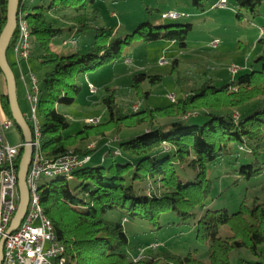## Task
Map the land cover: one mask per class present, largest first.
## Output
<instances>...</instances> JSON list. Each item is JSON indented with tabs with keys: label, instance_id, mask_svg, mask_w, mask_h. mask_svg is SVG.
<instances>
[{
	"label": "trees",
	"instance_id": "trees-1",
	"mask_svg": "<svg viewBox=\"0 0 264 264\" xmlns=\"http://www.w3.org/2000/svg\"><path fill=\"white\" fill-rule=\"evenodd\" d=\"M96 1L51 0L48 6L31 7L26 14L33 46L36 44L40 49V65L53 68L44 77L39 104L42 145L47 158L56 160L71 152L92 156V152L108 141L110 133L149 127L118 145L123 163L113 161L107 168L86 165L74 171L71 180L57 177L41 186V203L58 240L65 246L67 264H231L235 250L247 248L258 254L264 244V200L255 198L251 204L245 199L236 213L208 210L198 217L196 239L208 247V262L192 254L181 256L167 251L138 259L129 257V238L123 223L110 221L107 215L116 213L126 220H146L159 228L162 216L167 214H175L183 221L195 220L197 209L206 207L213 189L208 166L232 156L233 144H239L254 158L252 163L241 166V178L251 181L262 174L259 156L264 141V108L251 114L244 112V116L237 112L239 119L233 111H240L255 101L257 105L264 103L261 100L264 98V69L247 72L232 85L216 87L208 81L176 102L170 101L164 108L146 106L135 111L120 104L116 93L111 94L103 101L110 113L107 123L87 126L75 135L66 136L69 123L57 106H70L75 102L81 90L79 77L119 59L124 48L135 39L146 43L176 42L185 48L192 30L191 24L155 26L146 21L132 35L115 38L113 28L96 26L98 11H94L95 20L89 17V9ZM208 1L191 0L199 12L207 10ZM262 2L236 0L238 18L243 17L242 11L257 15ZM22 3L23 0L20 8L25 11L28 2ZM7 10L8 0H4L0 6V35L7 24ZM68 11L74 12L72 30L95 32L88 54L63 55L53 50L52 42L62 30L49 22L47 15L64 17ZM260 42L264 43V38ZM12 46L11 42L9 50ZM10 65L14 69V64ZM178 66L175 60L174 70ZM162 80L161 76L137 73L133 76L132 89L148 100L151 93L144 91V85L156 86ZM183 81L188 82L179 79L178 83L183 85ZM2 106L12 120L7 94L2 96ZM160 120L169 121L156 124ZM94 139L96 146L89 149ZM22 152L23 148L18 166ZM177 168L191 169L196 174L195 180L184 181ZM143 183L146 188L140 187Z\"/></svg>",
	"mask_w": 264,
	"mask_h": 264
},
{
	"label": "rangeland",
	"instance_id": "rangeland-1",
	"mask_svg": "<svg viewBox=\"0 0 264 264\" xmlns=\"http://www.w3.org/2000/svg\"><path fill=\"white\" fill-rule=\"evenodd\" d=\"M220 1L209 0L206 4L207 10L199 12L193 7L191 0H97L89 9V17L95 20L94 11H98L96 26L113 28L115 38L132 35L134 30L146 21H150L155 26L191 24L192 30L185 48L176 42L163 40L146 43L135 39L124 48L119 59L79 77L81 90L75 102L70 106H57V110L66 116L69 123L65 135L72 136L81 132L90 126L89 119H100L101 124L107 123L110 113L103 101L114 93L120 104L130 106L133 110L136 107L143 109L146 106L164 108L171 103L170 95H174L179 100L208 81H212L216 87H222L237 83L239 77L247 72L263 70L264 43L260 40L264 38V0L257 15L242 11L241 19L237 16L239 10L236 7V0H226L225 9L215 7ZM48 4L50 0L46 2L38 0L34 6L29 1L24 13L28 14L33 7L48 6ZM167 12H177L189 17L176 20L163 19L162 14ZM73 15L72 11L66 12L64 17L47 15L48 21L62 30L53 40L52 47L55 52L63 55L88 54L91 51L95 32L89 30L85 33H77L72 30ZM72 40H76L78 44H70ZM213 41H219L218 48L211 47ZM39 55L40 49L35 44L31 67H26L24 63L23 72L27 76V81L29 74H34L39 89L44 92V77L53 68L42 67L38 60ZM8 60L14 64L19 103L24 113L29 115L30 105L26 101L27 98H24L25 90L20 80L19 69L15 66L12 49L8 52ZM162 60H165L166 64L161 65ZM175 60L179 62L177 70L173 68ZM232 66L239 68L238 73L233 74L230 71ZM137 73L161 76L163 79L162 83L156 86L144 85V91L151 93L148 100L132 89L133 76ZM179 79L188 82L183 81L184 84L180 85ZM91 85L97 90L94 94L91 93ZM257 104V101L252 102L233 113L238 115L237 112H240L241 116H244V112L251 114L264 108V103ZM254 105L257 106L254 108ZM168 121L160 120L156 124L163 125ZM148 129V126H141L135 129H123L120 134L110 133L108 141L92 152V161L88 166L107 168L113 161L123 163V159L115 154L118 145L123 140ZM112 139H116L117 142H110ZM93 141L96 143V139ZM95 143L92 142L91 146ZM232 147L234 151L232 156L219 159L208 166V179L212 182L213 189L206 207L197 209L195 220L183 221L175 214H167L162 216L161 228H159L146 220L128 219L124 223V217L120 214L107 215L108 220L123 223L129 238L127 253L131 259L167 251L181 256L192 254L197 259L208 262V247L196 239L198 217L203 216L208 210H227L231 214L236 213L245 199L250 204L255 198L264 200V171L251 181L243 180L239 170L241 166L252 163L254 158L247 150L241 151L239 144H233ZM259 161L264 170V141L260 149ZM177 172L184 181L195 180L196 174L189 168H177ZM140 187L146 188V184L143 183ZM155 245L158 247L152 250L151 247ZM231 264H264V244L259 248L258 254L247 248L233 251Z\"/></svg>",
	"mask_w": 264,
	"mask_h": 264
},
{
	"label": "built area",
	"instance_id": "built-area-1",
	"mask_svg": "<svg viewBox=\"0 0 264 264\" xmlns=\"http://www.w3.org/2000/svg\"><path fill=\"white\" fill-rule=\"evenodd\" d=\"M4 0H0V6ZM31 0H23V5ZM226 0H221L215 7L225 9ZM188 15H180L177 12H167L162 14L163 19L176 20ZM12 50L15 55V66L19 69L20 80L26 93L27 101L30 105V114L26 115L33 134V156L27 177V184L30 191V202L27 214L18 230L7 237L4 246V259L2 264H67L65 246L58 240L51 220L46 216L40 197V188L47 181L57 177H66L71 180L74 171L81 169L92 161L91 155L79 156L69 153L59 159L47 158L42 145V120L39 115V104L42 92L38 87V80L34 74L27 76L23 72V64L26 63L33 54V37L24 10L20 8L17 21V29L12 39ZM77 45L76 40L70 42ZM219 41H213L211 47L216 49ZM166 64L165 60L160 62ZM230 71L238 73L239 68L232 66ZM91 93L97 92L96 88L90 86ZM171 102H176V97L170 95ZM140 107H136L135 111ZM239 119V115H235ZM90 126L101 124L100 119H89ZM15 127L13 120L7 118L0 120V240L5 236L15 216L19 202L20 193L18 189L19 154L23 147L10 145L5 138V130ZM110 142H117L116 139ZM90 145L89 149H94ZM241 151L243 147H239ZM121 155L119 149L115 152ZM42 180H45L42 182ZM127 222L126 219L123 221ZM158 246H152L156 249Z\"/></svg>",
	"mask_w": 264,
	"mask_h": 264
},
{
	"label": "water",
	"instance_id": "water-1",
	"mask_svg": "<svg viewBox=\"0 0 264 264\" xmlns=\"http://www.w3.org/2000/svg\"><path fill=\"white\" fill-rule=\"evenodd\" d=\"M20 2L21 0H8L7 24L0 35V70L3 73L7 83V96L12 113V120L14 121L15 126L21 131L24 138V144L22 147L23 152L18 171L20 202L9 229L7 230L5 236H3L0 240V264H2L4 259V246L7 237L18 230L28 211L30 191L27 184V177L34 152L32 145V130L25 114L20 107L17 93L18 86L16 76L8 60V50L17 29Z\"/></svg>",
	"mask_w": 264,
	"mask_h": 264
},
{
	"label": "crops",
	"instance_id": "crops-1",
	"mask_svg": "<svg viewBox=\"0 0 264 264\" xmlns=\"http://www.w3.org/2000/svg\"><path fill=\"white\" fill-rule=\"evenodd\" d=\"M38 0H31V4L32 6H34V4L37 2ZM41 2H46L45 0H40ZM51 1V0H50ZM218 3V2H217ZM216 3V4H217ZM54 50V49H53ZM55 51V50H54ZM26 67L30 68L31 67V58L26 62ZM7 94V83H6V79L3 75V73L1 72L0 70V120L1 121H4L5 119H7V115L6 113L4 112V109H3V106H2V96L3 95H6ZM24 98L26 99V96H25V92H24ZM27 101V99H26ZM28 102V101H27ZM21 107V105H20ZM22 109V107H21ZM23 111V110H22ZM24 113V111H23ZM25 114V113H24ZM26 116V114H25ZM5 134V138H6V141L12 145V146H15V147H20L21 145L24 144V138H23V135L22 133L17 129V127H13V128H10L8 130H5L4 132ZM95 143V141H93ZM96 146V143L94 144ZM98 150V149H97Z\"/></svg>",
	"mask_w": 264,
	"mask_h": 264
}]
</instances>
